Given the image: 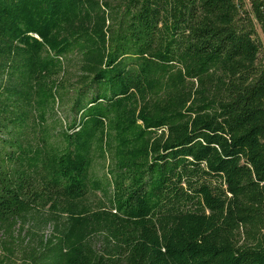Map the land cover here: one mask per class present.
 <instances>
[{
    "label": "trees",
    "instance_id": "obj_1",
    "mask_svg": "<svg viewBox=\"0 0 264 264\" xmlns=\"http://www.w3.org/2000/svg\"><path fill=\"white\" fill-rule=\"evenodd\" d=\"M258 29L264 0H0V264H264Z\"/></svg>",
    "mask_w": 264,
    "mask_h": 264
},
{
    "label": "rangeland",
    "instance_id": "obj_2",
    "mask_svg": "<svg viewBox=\"0 0 264 264\" xmlns=\"http://www.w3.org/2000/svg\"><path fill=\"white\" fill-rule=\"evenodd\" d=\"M259 30V35L263 41L264 45V33ZM264 55V53H263ZM103 169L99 167L97 170V176H103ZM105 201V198L101 195L100 192L92 193L88 196V203L90 204L93 210H97L100 207V204ZM50 210L48 207L44 209H39L37 211H33L31 215L28 217V222L25 225V231L21 234L20 238H23L24 234L27 233L28 238L27 242L36 244L41 239L43 234H51L53 226L55 225L54 222L47 225L45 220L50 219ZM19 240V238L17 239Z\"/></svg>",
    "mask_w": 264,
    "mask_h": 264
},
{
    "label": "built area",
    "instance_id": "obj_3",
    "mask_svg": "<svg viewBox=\"0 0 264 264\" xmlns=\"http://www.w3.org/2000/svg\"><path fill=\"white\" fill-rule=\"evenodd\" d=\"M247 3H249V0H245Z\"/></svg>",
    "mask_w": 264,
    "mask_h": 264
}]
</instances>
